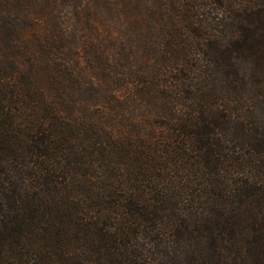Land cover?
<instances>
[{
	"label": "trees",
	"instance_id": "16d2710c",
	"mask_svg": "<svg viewBox=\"0 0 264 264\" xmlns=\"http://www.w3.org/2000/svg\"><path fill=\"white\" fill-rule=\"evenodd\" d=\"M0 264H264V0H0Z\"/></svg>",
	"mask_w": 264,
	"mask_h": 264
}]
</instances>
